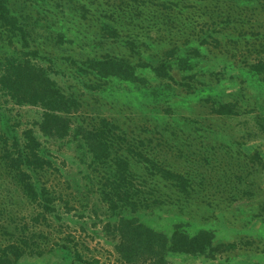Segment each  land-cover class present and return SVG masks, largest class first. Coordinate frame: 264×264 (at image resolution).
<instances>
[{
	"label": "rangeland",
	"instance_id": "374dc122",
	"mask_svg": "<svg viewBox=\"0 0 264 264\" xmlns=\"http://www.w3.org/2000/svg\"><path fill=\"white\" fill-rule=\"evenodd\" d=\"M11 8L27 45L5 32L0 62L13 56L44 68L79 108L70 134L50 139L38 128L41 108L0 90V251L19 247L17 264H125L114 229L123 217L167 234L208 230L224 246L169 264H264V79L251 69L264 61V0H14ZM105 58L151 67L187 59L192 68L175 67V82L138 68L145 80L124 82L87 64ZM219 103L233 104L234 115L215 114ZM79 127L103 132L107 161L93 160ZM27 130L50 162L28 169L48 205L17 190L3 163L5 138L21 144ZM119 159L135 209L113 210L104 195ZM145 159L181 175L185 190Z\"/></svg>",
	"mask_w": 264,
	"mask_h": 264
},
{
	"label": "trees",
	"instance_id": "16d2710c",
	"mask_svg": "<svg viewBox=\"0 0 264 264\" xmlns=\"http://www.w3.org/2000/svg\"><path fill=\"white\" fill-rule=\"evenodd\" d=\"M13 2L14 0H0V29L2 30L0 36L6 32L10 39L19 37L27 45L28 37L21 22V16L16 15L11 8ZM111 35L115 36L116 32L112 30ZM87 64L101 79H117L133 83L145 80L143 76L137 74L138 68H150L153 76L164 82L176 81L175 67L181 73H185L186 69L191 71L192 68L187 59H179L174 65L161 62L156 67H151L147 63L140 66L131 65L118 58L90 60ZM251 69L264 79V61L252 65ZM0 90L19 106L29 105L42 109L43 113L38 123L42 136L50 139H64L70 134L69 115L77 111L79 102L66 95L48 76L44 68L33 64L28 59L20 61L13 56L5 57L0 62ZM213 112L221 116H231L234 115V105L219 103L217 107H214ZM75 135H79L88 142L94 161L108 160L110 148L103 139L102 131L91 132L79 127L75 130ZM3 143V163L6 171L13 175V185L29 201L37 202V199L41 195L44 197L43 194L48 191L46 189H42L41 193L37 191L28 169L38 170L50 165L49 161L42 158L40 140L32 130H27L24 132L21 144L17 138L11 140L5 138ZM144 162L151 165L150 168L145 166L148 171L155 169V174L159 173L163 179L185 190L187 181L181 175L160 169L147 159ZM128 174L127 161L119 159L112 175L107 178L104 195L109 207L113 210L127 207L135 209L137 206L130 195V188L126 186ZM44 199L47 205L51 202L49 197L45 196ZM47 205L45 209L48 208ZM114 229L118 236L115 249L125 264H169L170 257L182 255L213 257L214 252L224 249V246L215 247L214 235L204 229L191 234L177 226L170 234H167L154 230L137 219L123 217L117 220ZM232 248L233 246H229L227 250ZM22 257L23 253L20 248L10 245L0 251V264H17Z\"/></svg>",
	"mask_w": 264,
	"mask_h": 264
}]
</instances>
